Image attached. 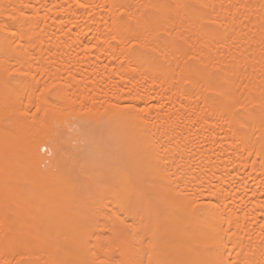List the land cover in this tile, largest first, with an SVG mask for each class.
Segmentation results:
<instances>
[{"label":"bare ground","instance_id":"6f19581e","mask_svg":"<svg viewBox=\"0 0 264 264\" xmlns=\"http://www.w3.org/2000/svg\"><path fill=\"white\" fill-rule=\"evenodd\" d=\"M0 264H264V0H0Z\"/></svg>","mask_w":264,"mask_h":264}]
</instances>
